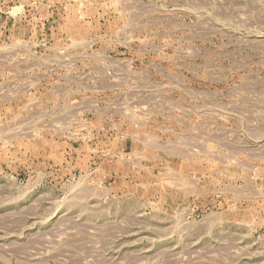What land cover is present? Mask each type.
<instances>
[{"label": "rangeland", "instance_id": "1", "mask_svg": "<svg viewBox=\"0 0 264 264\" xmlns=\"http://www.w3.org/2000/svg\"><path fill=\"white\" fill-rule=\"evenodd\" d=\"M0 264H264V0H0Z\"/></svg>", "mask_w": 264, "mask_h": 264}]
</instances>
